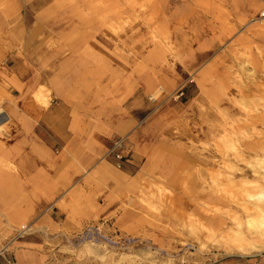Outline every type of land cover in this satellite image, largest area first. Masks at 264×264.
<instances>
[{"label": "rangeland", "instance_id": "1", "mask_svg": "<svg viewBox=\"0 0 264 264\" xmlns=\"http://www.w3.org/2000/svg\"><path fill=\"white\" fill-rule=\"evenodd\" d=\"M263 11L264 0H0V258L264 264ZM48 111L79 142L95 133L101 152L124 136L126 169L100 152L84 178L82 145L44 144ZM30 154L70 159L65 180L46 178L48 200L19 162ZM249 221L259 250L228 253Z\"/></svg>", "mask_w": 264, "mask_h": 264}, {"label": "crops", "instance_id": "2", "mask_svg": "<svg viewBox=\"0 0 264 264\" xmlns=\"http://www.w3.org/2000/svg\"><path fill=\"white\" fill-rule=\"evenodd\" d=\"M37 75L35 77V81H37ZM39 80V79H38ZM57 114L58 112L55 111H48V113L45 114L44 117V126L46 127V134L50 133L52 135L50 141H48V139L45 137L44 140V144H51L53 146L56 145H60V148L62 149L67 143L68 146H78V145H82L81 146V150L83 152V157L80 160L82 166L86 169L85 171V175L84 178L87 177H92L94 179V174H96L94 172V167H96V165L98 164V157H96V154L101 152V147L100 145L96 148L93 144V139H95V133H91V132H85V140L84 142H79L77 140H75L74 138H71V136L66 134V125L67 122L64 121L63 119V112L60 111V115L54 116L53 114ZM43 124V123H42ZM120 137H124V136H118L117 138ZM117 138H113L109 141V143L104 147V149L102 148V158L106 161V164L111 165L113 164L110 160L105 158V153L107 150V147ZM47 139V140H46ZM42 140V139H41ZM98 143V140H97ZM27 157H28V165H26V161H27ZM131 158V156H130ZM70 159L66 156L65 154L59 155V154H54L52 156H49L48 158H45L43 160V164L41 162L40 159H38L37 156L34 155H26L25 156V160L21 161V159L19 160L20 164H25L23 165V170L24 172H27L29 175V178H33V177H43L45 178V181H41L40 182V187L39 190H36V193L38 194V197L40 196V200H48V197H42V190L44 191V193L48 192V189H43V186L45 184H48V180H46L47 177L51 178V182L53 183L54 178H61L63 180H65L68 175L69 172L66 170V167L69 165ZM128 163V162H127ZM103 165V164H101ZM114 165V164H113ZM99 166V165H98ZM112 166V165H111ZM127 165H124V167ZM48 167H55V171H53L52 173L48 172ZM71 167H76L73 165V163L71 164ZM70 167V168H71ZM100 167V166H99ZM104 167V166H103ZM126 168L123 169H118V171L122 172V170H125ZM73 173H75L74 171H72ZM83 182V180H82ZM98 183L100 184V181H98ZM96 182L95 180L92 182V185H95ZM46 186V185H45ZM81 186V185H80ZM42 187V188H41ZM52 213L55 214L53 218H51L52 222H57L58 221V215H61L63 212H61L60 210H55V207L52 208ZM48 217H40V221L43 222V219H47ZM10 258L12 259V264H37V260H36V254L32 251V249H20L19 251H17L16 253L13 254H5L2 255V257L0 258V264H5V261ZM209 264H257L256 260H252V259H244V258H240V257H231V258H222L219 260H216L214 262H211Z\"/></svg>", "mask_w": 264, "mask_h": 264}, {"label": "bare ground", "instance_id": "3", "mask_svg": "<svg viewBox=\"0 0 264 264\" xmlns=\"http://www.w3.org/2000/svg\"><path fill=\"white\" fill-rule=\"evenodd\" d=\"M2 35L3 33L0 32V38L3 37ZM216 223L217 221L213 219L212 224L216 225ZM219 224H221L220 227H222L224 222L220 220ZM248 225L251 228L248 233H244L242 230H235L233 232L234 234L232 233L231 242H229V244L227 243L228 245L226 246V251L228 253L238 252L239 254L247 255L259 250L255 242V233H258L259 227L254 228V222L252 221H249ZM259 225L264 226V220L260 221Z\"/></svg>", "mask_w": 264, "mask_h": 264}, {"label": "built area", "instance_id": "4", "mask_svg": "<svg viewBox=\"0 0 264 264\" xmlns=\"http://www.w3.org/2000/svg\"><path fill=\"white\" fill-rule=\"evenodd\" d=\"M261 16H264V11ZM131 153L132 148L126 138L120 137L107 147L105 158L110 160L116 168L121 169L129 161ZM5 264H12V259H7Z\"/></svg>", "mask_w": 264, "mask_h": 264}, {"label": "water", "instance_id": "5", "mask_svg": "<svg viewBox=\"0 0 264 264\" xmlns=\"http://www.w3.org/2000/svg\"><path fill=\"white\" fill-rule=\"evenodd\" d=\"M4 118L0 117V123L3 121Z\"/></svg>", "mask_w": 264, "mask_h": 264}]
</instances>
